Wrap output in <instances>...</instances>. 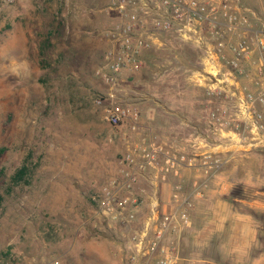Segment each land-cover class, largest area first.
I'll return each mask as SVG.
<instances>
[{
	"label": "rangeland",
	"instance_id": "obj_1",
	"mask_svg": "<svg viewBox=\"0 0 264 264\" xmlns=\"http://www.w3.org/2000/svg\"><path fill=\"white\" fill-rule=\"evenodd\" d=\"M242 4L264 23V0H242ZM22 8L21 0H0V147L6 148L0 155V264H80L81 260L101 264L96 259L101 251L128 264L132 226L99 214L93 197L120 176L124 154L140 141L144 128H153L165 140L163 120L151 126L146 117L150 105L163 100L165 94L144 83L143 71L138 82L134 75H126L122 102L142 114V130L138 133L129 125H112L105 116V105L96 101L106 89L95 72L110 48L107 32L79 35L58 29L49 37L47 30L60 26L55 23L57 9L34 12L27 7L30 12L23 18ZM163 59L174 56H159V61ZM163 109L158 105L157 110ZM226 170L233 179L246 180L236 183L230 195L246 201L229 202L252 218L260 236L249 255L217 263L264 264V209L252 203L264 200V149L244 152ZM143 189H149L144 180L138 186L139 191ZM163 201L159 199L161 211ZM219 217H193L201 228L193 239L206 255L210 246L204 228ZM239 219H219L232 228V243L242 234L236 229ZM189 230L186 237L192 234ZM184 242L187 256L193 245Z\"/></svg>",
	"mask_w": 264,
	"mask_h": 264
},
{
	"label": "built area",
	"instance_id": "obj_2",
	"mask_svg": "<svg viewBox=\"0 0 264 264\" xmlns=\"http://www.w3.org/2000/svg\"><path fill=\"white\" fill-rule=\"evenodd\" d=\"M113 8L119 18L107 31L110 48L95 72L106 85L96 101L105 105L112 125L142 130L141 113L122 102V86L126 75L145 68V53L164 46L166 37L198 48L201 75L218 85L210 93L220 101L213 105L205 133L169 144L153 128L143 127L140 141L124 154L120 176L93 197L99 214L132 226L128 264H188L182 235L192 225L190 208L201 183L196 178L187 191L182 179L175 181V207L169 212L159 208L160 184L200 164L209 177L236 151L264 149V23L242 0H113ZM143 180L149 189L139 191Z\"/></svg>",
	"mask_w": 264,
	"mask_h": 264
},
{
	"label": "crops",
	"instance_id": "obj_3",
	"mask_svg": "<svg viewBox=\"0 0 264 264\" xmlns=\"http://www.w3.org/2000/svg\"><path fill=\"white\" fill-rule=\"evenodd\" d=\"M21 2L23 18L30 12V8L27 7H33L34 12L46 7L57 9L58 20L55 23L60 24V26L49 28L46 32L49 37L53 33L59 32V30L64 33L69 32L79 35L90 32H107L119 18L117 11L113 8V0H21ZM105 15L111 17V19H105ZM165 41V45L161 48L152 49L145 53L146 66L142 70L145 72L142 80L147 86L152 87V89L160 88L162 94H165L163 100H155V104L150 105L146 117L151 126L156 124V120H163L161 129H163V134L166 137L164 141L169 144H183L186 135L198 132L205 133L209 128L207 119L214 103L220 101V97L210 92L218 85L211 84L205 76L201 75L200 61L202 53L198 48L179 40L172 41L169 37H166ZM164 55L174 56V59L159 61V56ZM187 59H190V63H187ZM142 71L140 72L142 73ZM140 72L132 74L134 75V81H139ZM172 83L176 84V89L170 87L173 85ZM158 105H162L164 109L157 110ZM174 120L175 125H172ZM244 152L247 151H236L218 172L209 177L202 171L204 168L200 164V168L186 167L182 170L180 178L172 176V181L160 184L161 197L159 199L166 200V202L163 201L162 210L169 212L175 207L171 201V186L175 181L178 182L182 179L187 191L193 190L192 185L196 178L201 183V193L195 196L193 206L190 208L192 226L186 230V232L189 229L192 230V234L186 237V232H184L182 235V252L186 259H191L195 263L200 261L205 263L206 260L211 261L213 264H218V260L224 263L231 262L238 258L242 259L243 255H249L250 248H253L259 240L260 230H258L252 218L246 216L245 213L239 211L229 202L230 199L246 201L244 198L230 197L234 185L239 181L246 183V180L241 179L240 176L233 179L227 174L226 170L238 156H243ZM202 202L207 206L204 207L205 204ZM252 203H257L259 207L261 206L264 209L263 199L254 200ZM198 214L208 215L209 217L220 216V220L221 216L228 218L238 216L240 219L237 221L240 224L236 229L240 228L239 231L242 232L238 236L240 239H236V243H232V237H229L232 230L230 225L221 222L219 219L214 220L216 219L214 218L204 228L210 246V251L206 255V252L200 249V242L193 239L201 230L194 220ZM184 241H191L193 245L191 253L189 252L187 256L184 254V249H186ZM214 256L216 257L214 258ZM96 259L101 264H123L122 258L108 257L103 251L99 252ZM257 259H261V256ZM54 263L61 264V261ZM79 263L84 264L85 262L81 260Z\"/></svg>",
	"mask_w": 264,
	"mask_h": 264
},
{
	"label": "trees",
	"instance_id": "obj_4",
	"mask_svg": "<svg viewBox=\"0 0 264 264\" xmlns=\"http://www.w3.org/2000/svg\"><path fill=\"white\" fill-rule=\"evenodd\" d=\"M6 151L5 147H0V155H2ZM2 197L0 196V204H1Z\"/></svg>",
	"mask_w": 264,
	"mask_h": 264
}]
</instances>
